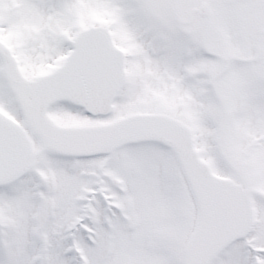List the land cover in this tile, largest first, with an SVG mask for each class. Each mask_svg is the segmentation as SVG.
I'll use <instances>...</instances> for the list:
<instances>
[{"label": "snow or ice", "instance_id": "obj_1", "mask_svg": "<svg viewBox=\"0 0 264 264\" xmlns=\"http://www.w3.org/2000/svg\"><path fill=\"white\" fill-rule=\"evenodd\" d=\"M0 264H264V0H0Z\"/></svg>", "mask_w": 264, "mask_h": 264}]
</instances>
